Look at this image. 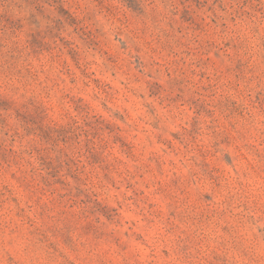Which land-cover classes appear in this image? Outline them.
I'll return each instance as SVG.
<instances>
[{"label": "rangeland", "instance_id": "rangeland-1", "mask_svg": "<svg viewBox=\"0 0 264 264\" xmlns=\"http://www.w3.org/2000/svg\"><path fill=\"white\" fill-rule=\"evenodd\" d=\"M0 264H264V0H0Z\"/></svg>", "mask_w": 264, "mask_h": 264}]
</instances>
